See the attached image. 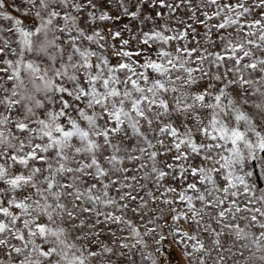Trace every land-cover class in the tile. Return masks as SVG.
Wrapping results in <instances>:
<instances>
[{
  "label": "snow or ice",
  "instance_id": "snow-or-ice-1",
  "mask_svg": "<svg viewBox=\"0 0 264 264\" xmlns=\"http://www.w3.org/2000/svg\"><path fill=\"white\" fill-rule=\"evenodd\" d=\"M0 264H264V0H0Z\"/></svg>",
  "mask_w": 264,
  "mask_h": 264
}]
</instances>
